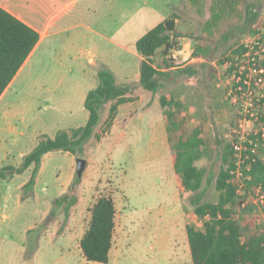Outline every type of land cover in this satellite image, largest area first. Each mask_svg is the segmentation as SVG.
Here are the masks:
<instances>
[{"label": "rangeland", "instance_id": "obj_1", "mask_svg": "<svg viewBox=\"0 0 264 264\" xmlns=\"http://www.w3.org/2000/svg\"><path fill=\"white\" fill-rule=\"evenodd\" d=\"M214 2L197 0L194 5H188L189 9L180 12L178 30L183 37L179 39L180 48L172 55L176 57V68L192 67L193 75H181L174 80L171 76L167 87L153 94L136 79L141 61L140 58L133 59L131 79L126 81L131 84V95L138 99L121 105L110 128L105 126L107 109L96 128L100 138H91L81 155L56 150L44 158L34 187L40 193L35 200L38 208L52 209L54 199L66 192L78 197L69 216L60 211L62 207L58 205L55 207L57 215L46 217L43 222L44 227L51 228L42 241L41 257L47 259L45 264L54 261L50 257L55 255L48 247L50 242L57 241L55 235L59 231H68L62 235L66 241L68 236L71 251L67 264H102L87 260L80 246L90 221L91 208L102 195L113 197L117 214H122L127 231L124 247L127 264H147V259L157 257L165 262L178 261L187 255L182 241L175 243V240L185 231L187 220L197 228H204V221L195 211V195L182 191L179 186L173 166V143L182 135L188 136L195 127L202 129L205 155L197 164L207 169V177L199 194L206 201H218L220 192L215 182L224 164L225 146L230 142L236 121V107L228 96L229 60L237 47L253 35L255 28L258 27L257 31L264 28V0H237L234 10L213 30H207L205 24L213 15ZM250 11L258 15L254 16ZM197 45H202L206 54L194 56ZM164 58L159 51L155 57L156 65L164 66ZM165 70L169 71V68ZM120 77L118 83L125 84ZM32 92L40 94L41 98H32ZM60 92L19 88L15 100L35 125L48 121L47 128L54 132L55 121L49 120L55 117L57 107L56 103L46 100L57 101ZM162 94L184 104L178 113L179 119L185 121L182 129L167 130V116L160 102ZM79 157L85 158L87 165L77 182ZM28 176V173L24 174L21 181ZM43 193H46L45 197ZM250 212L253 214L250 210L241 211L238 217H251ZM175 237L177 239L171 241ZM153 243L155 250L151 248Z\"/></svg>", "mask_w": 264, "mask_h": 264}, {"label": "crops", "instance_id": "obj_2", "mask_svg": "<svg viewBox=\"0 0 264 264\" xmlns=\"http://www.w3.org/2000/svg\"><path fill=\"white\" fill-rule=\"evenodd\" d=\"M191 4L194 5L193 0H0L2 8L35 29L40 36L0 97V264H45L47 259L41 257L42 241L51 229L44 227L43 222L46 217H52V209L44 211L35 201L40 195L34 189L39 172L33 188L25 192L34 166L22 173L10 167L21 166L24 157L37 146L41 135L54 137L59 130L86 124L89 112L85 100L88 92L99 86L101 70L111 71L116 79L122 75L120 79L131 85L126 80L131 79L132 61L143 59L136 49L137 40L172 14L177 15L178 29L180 12L189 9ZM140 66L139 62L136 75L139 82ZM19 88L62 91L56 94L57 101L46 100L56 103L55 117L49 120L55 121L54 132L47 128L48 121L35 125L25 110L19 108L15 100ZM31 97L41 98L35 92ZM53 152L43 156L39 171L44 158ZM175 158L176 155L173 166ZM26 173L28 178L21 181ZM176 175L181 190L185 192L184 186L181 187L182 176L177 171ZM43 194L45 197L46 193ZM188 225L187 220L185 231L178 240H175L177 237L171 239L175 243L182 241L186 256L168 262L159 257L147 259V264H195ZM126 232L122 214L116 212L110 258L102 264L128 263L124 250ZM66 233L68 231L57 232V241L50 242L48 251L54 253L55 258L50 257L54 261L46 264L68 263L71 256L68 236L67 241L62 237ZM155 246L153 243L151 248L155 250Z\"/></svg>", "mask_w": 264, "mask_h": 264}, {"label": "trees", "instance_id": "obj_3", "mask_svg": "<svg viewBox=\"0 0 264 264\" xmlns=\"http://www.w3.org/2000/svg\"><path fill=\"white\" fill-rule=\"evenodd\" d=\"M236 1L215 0L213 15L206 21V29L213 30L224 16L234 10ZM193 3H197V0H193ZM249 13L258 15L252 11ZM176 19L177 15L172 14L149 29L136 42V49L143 57L140 66V84L153 94L165 89L171 76L174 80L175 77L195 73L192 67H175L176 57H173L172 52L180 48L179 39L183 37L182 32L177 29ZM257 30L258 27L253 32ZM39 38V33L35 29L0 6V97ZM240 49L237 48L235 53ZM159 51L165 56L164 66L155 63ZM202 54H206V49L202 45H197L193 55ZM174 67L176 71H172ZM165 68H169V71ZM99 77V86L90 90L85 100V108L89 112L86 124L69 130H59L54 137L41 135L37 146L24 157L21 166L10 167L17 173H22L29 166H34L25 189L33 188L42 158L46 153L63 150L73 155H81L85 144L91 138L94 136L100 138L96 128L102 122L104 112L108 109L105 126L110 128L118 115L119 106L137 99L136 96L131 95L133 91L131 85L119 84L111 71L103 69ZM160 102L167 116V130L175 132L182 129L185 121L179 119L178 113L183 109L184 104L174 97L168 98L166 94L161 95ZM205 144L200 127H195L188 136L182 135L173 143L176 155L174 167L182 176L185 190L195 195L193 201L195 211L199 217L209 215L204 228L200 229L190 224L187 226L194 263L264 264V232L256 226L255 217L251 212V217L237 216L235 189L228 182L233 164L230 142L225 146L224 164L215 182L216 189L220 192L219 200L209 202L199 194L207 177V169L197 164L205 155ZM251 174L253 182L264 187V160L253 164ZM75 180L78 182L80 176L77 175ZM77 202L78 197L74 193L66 192L54 199L51 215H57L55 207L59 205L62 207L60 211H64L65 215L69 216ZM64 207L66 210L63 209ZM116 212L115 200L109 195L100 196L93 204L90 221L80 242L87 260L98 263L109 261L115 233Z\"/></svg>", "mask_w": 264, "mask_h": 264}, {"label": "built area", "instance_id": "obj_4", "mask_svg": "<svg viewBox=\"0 0 264 264\" xmlns=\"http://www.w3.org/2000/svg\"><path fill=\"white\" fill-rule=\"evenodd\" d=\"M241 47V49H240ZM229 60L228 96L236 107L230 135L233 164L228 182L234 187L238 213L251 210L264 232V187L253 182V164L264 160V28L245 39ZM209 219V215L200 220ZM202 229V228H200Z\"/></svg>", "mask_w": 264, "mask_h": 264}, {"label": "water", "instance_id": "obj_5", "mask_svg": "<svg viewBox=\"0 0 264 264\" xmlns=\"http://www.w3.org/2000/svg\"><path fill=\"white\" fill-rule=\"evenodd\" d=\"M77 162H78L77 172H78V175L81 176L83 171L86 168L87 160L85 158H83V157H79L77 159Z\"/></svg>", "mask_w": 264, "mask_h": 264}]
</instances>
